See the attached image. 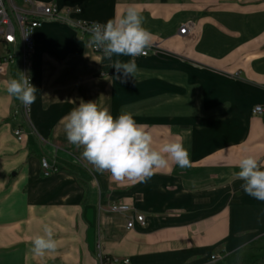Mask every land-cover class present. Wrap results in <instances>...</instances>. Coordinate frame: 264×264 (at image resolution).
Listing matches in <instances>:
<instances>
[{
    "label": "crops",
    "instance_id": "crops-1",
    "mask_svg": "<svg viewBox=\"0 0 264 264\" xmlns=\"http://www.w3.org/2000/svg\"><path fill=\"white\" fill-rule=\"evenodd\" d=\"M34 3L69 13L68 20L43 18L34 31L30 78L37 92L27 113L6 91V81L18 77L16 66L0 75V264H264V202L245 194L234 175L243 155L264 160V113H252L264 107V0H19L18 6L31 12ZM130 5L153 40L124 82L114 68L101 73V54L75 23H104ZM81 101L113 116L133 113L156 147L179 138L190 167L173 164L146 182H117L95 171L62 124ZM41 158L52 167L47 175ZM112 203L131 210L111 213ZM134 213L143 221L127 229ZM45 225L57 248L37 255L32 240Z\"/></svg>",
    "mask_w": 264,
    "mask_h": 264
},
{
    "label": "clouds",
    "instance_id": "clouds-1",
    "mask_svg": "<svg viewBox=\"0 0 264 264\" xmlns=\"http://www.w3.org/2000/svg\"><path fill=\"white\" fill-rule=\"evenodd\" d=\"M90 45L102 52L117 79L126 82L138 72L136 57L146 54L153 34L144 27L143 16L135 6H129L122 15L104 23L93 21L89 28ZM131 57L127 62L113 57ZM105 75V74H103ZM9 95L30 106L36 101L37 88L26 72L6 81ZM227 107V106H225ZM69 143L83 149L81 155L100 174L109 173L117 182L125 179L146 182L156 172L171 170L173 164L190 167V152L182 140H163L154 146V137L148 126L138 123L134 114L122 111L118 116L94 101H81L62 119ZM237 179L243 181L245 194L264 202V160L254 154L239 159ZM33 252L43 255L54 251L57 241L53 228L44 226L43 235L32 240Z\"/></svg>",
    "mask_w": 264,
    "mask_h": 264
},
{
    "label": "built area",
    "instance_id": "built-area-1",
    "mask_svg": "<svg viewBox=\"0 0 264 264\" xmlns=\"http://www.w3.org/2000/svg\"><path fill=\"white\" fill-rule=\"evenodd\" d=\"M22 1L24 3L29 2V0ZM33 5L34 9L31 12H25L15 3V0H0V75L6 74L13 66H16L18 75L21 71L30 76V59L34 49L33 34L35 29L41 25L43 18L68 20V10L61 14L51 4L34 3ZM91 24L92 22H76L75 27L81 34L90 36ZM185 31L186 27L180 29V33ZM93 50L101 54L94 47ZM28 109V105L20 102V110L23 113H27ZM252 113L262 115L264 107L257 105L252 109ZM13 134L17 140H21L20 129H15ZM40 166L45 175L52 172V167L45 158H41ZM108 210L111 213L126 214L131 208L126 204L112 203ZM142 221V214L134 213L133 217L127 218L125 227L131 229L135 223L141 224Z\"/></svg>",
    "mask_w": 264,
    "mask_h": 264
},
{
    "label": "trees",
    "instance_id": "trees-1",
    "mask_svg": "<svg viewBox=\"0 0 264 264\" xmlns=\"http://www.w3.org/2000/svg\"><path fill=\"white\" fill-rule=\"evenodd\" d=\"M101 56H102V52H101ZM109 61L104 59L103 56H102V71L101 73L102 74H109L110 73V67H109ZM105 260L103 259V262Z\"/></svg>",
    "mask_w": 264,
    "mask_h": 264
},
{
    "label": "rangeland",
    "instance_id": "rangeland-1",
    "mask_svg": "<svg viewBox=\"0 0 264 264\" xmlns=\"http://www.w3.org/2000/svg\"><path fill=\"white\" fill-rule=\"evenodd\" d=\"M15 3L18 5L19 4V0H15ZM0 51H1V48H0ZM12 71H9V72H6V74H11ZM4 74V75H6ZM8 76V75H7Z\"/></svg>",
    "mask_w": 264,
    "mask_h": 264
}]
</instances>
